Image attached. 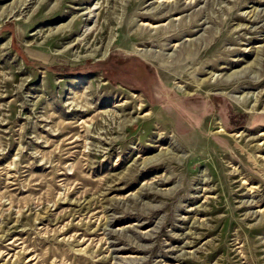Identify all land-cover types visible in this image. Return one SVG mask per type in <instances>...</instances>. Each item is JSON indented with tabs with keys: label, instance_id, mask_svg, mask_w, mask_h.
I'll return each instance as SVG.
<instances>
[{
	"label": "rangeland",
	"instance_id": "rangeland-1",
	"mask_svg": "<svg viewBox=\"0 0 264 264\" xmlns=\"http://www.w3.org/2000/svg\"><path fill=\"white\" fill-rule=\"evenodd\" d=\"M262 133L264 0H0V264H264Z\"/></svg>",
	"mask_w": 264,
	"mask_h": 264
},
{
	"label": "bare ground",
	"instance_id": "bare-ground-1",
	"mask_svg": "<svg viewBox=\"0 0 264 264\" xmlns=\"http://www.w3.org/2000/svg\"><path fill=\"white\" fill-rule=\"evenodd\" d=\"M146 25H148V24H146ZM262 134H264V133H262Z\"/></svg>",
	"mask_w": 264,
	"mask_h": 264
}]
</instances>
